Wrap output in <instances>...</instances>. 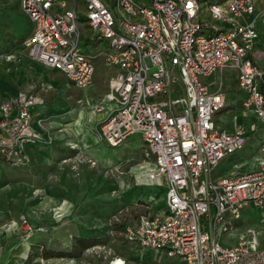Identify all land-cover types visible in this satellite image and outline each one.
Here are the masks:
<instances>
[{
	"label": "built area",
	"instance_id": "built-area-1",
	"mask_svg": "<svg viewBox=\"0 0 264 264\" xmlns=\"http://www.w3.org/2000/svg\"><path fill=\"white\" fill-rule=\"evenodd\" d=\"M71 2L21 0L33 26L26 46L34 61L79 89L92 87L98 60L110 69L107 94L83 100V109L102 113L115 104L100 140L117 147L141 134L145 156L157 168L150 179L158 180L167 200L165 209L126 225V240L162 250L179 264L262 261L253 231L234 246L218 240L237 228L247 207L264 209V161L249 172L215 174L248 136L240 126L220 130L216 117L226 107V92L201 80L235 72L244 92L241 108L264 124V71L252 58L261 16L255 0H84L88 39L110 43L109 51L92 56L81 52L79 7ZM39 105L32 93L0 99V163L27 164L26 149L44 141L36 128L45 130L46 120L34 117Z\"/></svg>",
	"mask_w": 264,
	"mask_h": 264
},
{
	"label": "rangeland",
	"instance_id": "rangeland-1",
	"mask_svg": "<svg viewBox=\"0 0 264 264\" xmlns=\"http://www.w3.org/2000/svg\"><path fill=\"white\" fill-rule=\"evenodd\" d=\"M76 1L81 52L92 56L109 51L108 40L88 39L86 5L84 0ZM26 17L21 0H0V99L4 95L34 94L43 101L34 117L46 120L45 130L36 129L42 136L54 132L55 141L39 153L27 148V164H0V237H39L26 264H112L119 259L125 264H179L162 250L144 249L125 238L126 225L165 209L167 203L158 180L150 179L157 168L145 156L143 137L133 135L117 147L103 145L101 125L93 126L89 112L83 109L82 101L92 96V91L77 88L61 72L31 58L26 42L32 23L28 25ZM5 37H19L18 44L9 43ZM255 58L262 59L264 65V55ZM201 80L213 89L224 84L227 104L216 117L220 130L240 126L248 136L245 147L227 156L215 174L255 170L264 161V124L241 108L244 92L238 86L237 74L225 70ZM24 221L35 227L34 232L25 230ZM236 225L233 231L219 234V242L234 246L253 231L264 264V209L247 207Z\"/></svg>",
	"mask_w": 264,
	"mask_h": 264
},
{
	"label": "crops",
	"instance_id": "crops-1",
	"mask_svg": "<svg viewBox=\"0 0 264 264\" xmlns=\"http://www.w3.org/2000/svg\"><path fill=\"white\" fill-rule=\"evenodd\" d=\"M255 8H256V13L261 14V16L257 19V28H259L258 33L260 36V41L259 42L256 41L255 48L252 52V58L255 61V63L264 71V68H263L264 65H262L263 60L262 59L258 60L255 58V56L264 55L263 54L264 53V20L261 21V17L264 16V0H255ZM256 48H258V54H255ZM222 74H225V73H222ZM109 75H110V69H108V67H106L103 62L98 61L96 64V74L94 78V83L92 87L90 88V91H92L91 92L92 96H88L87 98L99 99L103 95L107 94L108 89H109L108 87ZM223 86L224 84L222 82L220 84V87H222L223 89ZM92 88H96V89L93 90ZM114 108H115V104H110L107 106L106 110L102 113H91L88 111L89 113H87V115L90 116V121L92 122L93 126L95 127L98 125L100 126L103 124L105 119H107V117L111 115ZM54 135H55L54 132H50V134L49 132L45 133L43 135L44 141L37 142L35 144L30 145L28 147L29 148L28 150L30 152L35 151L39 153V151L46 148V146H52V144H50L47 140L49 139V137H51L55 141ZM102 143L104 146H107L105 142L102 141ZM21 238L17 236L0 237V264H26L27 263L30 257L31 251L33 250V248L36 247L35 244L38 242L39 237L33 234L31 236L25 235L24 237H21Z\"/></svg>",
	"mask_w": 264,
	"mask_h": 264
},
{
	"label": "trees",
	"instance_id": "trees-1",
	"mask_svg": "<svg viewBox=\"0 0 264 264\" xmlns=\"http://www.w3.org/2000/svg\"><path fill=\"white\" fill-rule=\"evenodd\" d=\"M4 1H6V0H2V3L4 2ZM206 1V0H205ZM27 18V17H26ZM27 21H28V25H29V19L27 18ZM31 29H33V26L31 25ZM6 38V37H5ZM19 38V37H18ZM18 38H6L7 40H8V42L9 43H12L13 45H17L18 44ZM20 39H22V37L20 38ZM0 164H6V163H0ZM6 165H8V164H6ZM126 227V226H125ZM124 231H125V228H124ZM246 264H262L261 262L259 263V262H246Z\"/></svg>",
	"mask_w": 264,
	"mask_h": 264
}]
</instances>
